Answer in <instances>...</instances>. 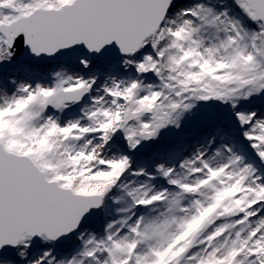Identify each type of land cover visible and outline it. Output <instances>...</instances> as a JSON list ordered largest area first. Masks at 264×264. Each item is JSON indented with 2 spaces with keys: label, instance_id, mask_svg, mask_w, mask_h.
Returning <instances> with one entry per match:
<instances>
[{
  "label": "snow or ice",
  "instance_id": "snow-or-ice-1",
  "mask_svg": "<svg viewBox=\"0 0 264 264\" xmlns=\"http://www.w3.org/2000/svg\"><path fill=\"white\" fill-rule=\"evenodd\" d=\"M0 264H264V0H0Z\"/></svg>",
  "mask_w": 264,
  "mask_h": 264
}]
</instances>
